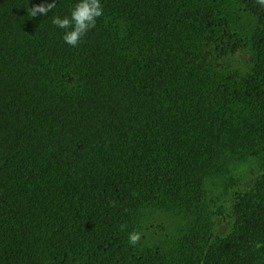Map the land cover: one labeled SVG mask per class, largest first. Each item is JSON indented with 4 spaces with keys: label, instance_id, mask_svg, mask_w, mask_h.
<instances>
[{
    "label": "trees",
    "instance_id": "trees-1",
    "mask_svg": "<svg viewBox=\"0 0 264 264\" xmlns=\"http://www.w3.org/2000/svg\"><path fill=\"white\" fill-rule=\"evenodd\" d=\"M77 2L0 0V264H264V154L228 231L215 186L264 149V5L100 0L73 47Z\"/></svg>",
    "mask_w": 264,
    "mask_h": 264
},
{
    "label": "clouds",
    "instance_id": "clouds-1",
    "mask_svg": "<svg viewBox=\"0 0 264 264\" xmlns=\"http://www.w3.org/2000/svg\"><path fill=\"white\" fill-rule=\"evenodd\" d=\"M257 2L264 5V0H257ZM55 6L56 4L54 2L46 6L37 5L29 8V13L32 17L38 13L47 15ZM102 15L103 7L100 0H78L72 8L70 16L63 18L54 16L52 23L61 29L67 30L63 36V40L68 45L75 47L81 42L87 32L95 27L97 18ZM126 227V225H121V230L123 231ZM141 236V232L133 230L128 236L129 243L135 246L140 241Z\"/></svg>",
    "mask_w": 264,
    "mask_h": 264
},
{
    "label": "rangeland",
    "instance_id": "rangeland-1",
    "mask_svg": "<svg viewBox=\"0 0 264 264\" xmlns=\"http://www.w3.org/2000/svg\"><path fill=\"white\" fill-rule=\"evenodd\" d=\"M224 8L227 11H241L243 10V6L238 3L237 0H227L226 4H223ZM263 145H259L258 152L259 155L255 157H243V158H235L231 162L228 163L229 178H232V184L234 186L224 187V182L222 180L216 181V193L219 197V201L221 205H223L222 214L217 216L216 219L220 222V228L225 231L227 228L231 226L233 221H231L228 216V210L234 198L236 191H241L243 188L247 187L250 182L258 177L262 172V165L260 161V155L264 154ZM228 231V230H227Z\"/></svg>",
    "mask_w": 264,
    "mask_h": 264
}]
</instances>
